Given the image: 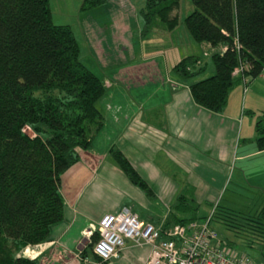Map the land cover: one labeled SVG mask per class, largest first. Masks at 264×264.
Listing matches in <instances>:
<instances>
[{
	"label": "trees",
	"instance_id": "16d2710c",
	"mask_svg": "<svg viewBox=\"0 0 264 264\" xmlns=\"http://www.w3.org/2000/svg\"><path fill=\"white\" fill-rule=\"evenodd\" d=\"M143 1L142 36L158 26L172 32L180 25L179 0ZM191 1L194 12L183 23L194 43L211 47L215 70L190 85L191 96L196 105L220 114L231 90L248 87L247 80L264 70V0ZM106 2L83 0L81 10ZM205 69L203 59L192 55L174 65L173 73L189 80ZM105 91L100 77L83 64L73 29L54 23L50 0H0V264H40L18 254L46 242L51 227L64 218L61 178L104 126L97 104ZM254 129L257 148L264 151V114ZM109 154L135 186L151 192L120 150ZM197 206L180 196L177 212L193 215L175 217L165 227L220 222L264 261V203L246 214L216 206L201 219ZM97 238L94 234L93 243ZM92 249L88 245L81 255Z\"/></svg>",
	"mask_w": 264,
	"mask_h": 264
},
{
	"label": "crops",
	"instance_id": "0c3cea01",
	"mask_svg": "<svg viewBox=\"0 0 264 264\" xmlns=\"http://www.w3.org/2000/svg\"><path fill=\"white\" fill-rule=\"evenodd\" d=\"M136 14L135 26L130 31L124 25L132 20L130 16L114 21L120 26L118 35L123 32L124 43L137 49L136 60L131 58L133 53L128 54L127 47L121 52L128 60H122L121 66L129 65V72L121 71L120 81L111 72L118 66L111 68L115 60L109 58L110 48L103 46L100 36L95 38L97 30L85 33V24L91 25L89 17L78 24L82 37L76 38L81 52L82 42L88 59L98 63L97 68L108 71L104 97L109 99L104 102L105 114L99 110L104 126L90 150L80 152V162L61 178L64 218L51 227L46 242L29 246L22 258L38 260L40 264H102L92 253L84 257L81 254L87 248L83 231L93 228L105 215L128 207L140 221L160 227L172 221L166 214L172 212L171 206L179 203L180 196L193 200L202 209L203 203L211 205L213 199H209L223 190L218 177L225 179L234 168H239L240 175L244 173L242 177L258 169L264 173V151L257 148L254 129L264 114V70L250 88L242 86L241 91L230 92L223 112L207 111L192 99L189 87L196 82L195 78L183 80L173 73L174 65L187 57L174 41L177 28L167 32L158 26L151 32L160 29L161 36L150 38L151 32L142 36L143 22L139 12ZM201 52L199 57L203 56L206 66L203 73L213 75L211 47L201 45ZM208 65L213 69L208 71ZM254 100L260 102L259 107L253 105ZM112 148L127 158L151 189L150 193L135 186L116 165L109 154ZM125 245L117 258L106 264H145L151 247L135 246L129 240Z\"/></svg>",
	"mask_w": 264,
	"mask_h": 264
},
{
	"label": "rangeland",
	"instance_id": "374dc122",
	"mask_svg": "<svg viewBox=\"0 0 264 264\" xmlns=\"http://www.w3.org/2000/svg\"><path fill=\"white\" fill-rule=\"evenodd\" d=\"M179 1H180V6H179V9L177 10V14L179 17L180 25L174 31V34H175L174 41L179 43L178 48H179V51L183 53V56H190V55L200 56L199 54L201 52V45L196 42L194 43L193 40L190 38L189 34H186L185 24L183 23L184 18L194 12L192 1L191 0H179ZM82 2L83 0H50V7H52L51 10H52V18H53L54 23L56 25L70 26V28H72L73 31L75 30L76 37L81 39L80 37H82V35L80 34L78 24L80 21H82V23L85 22L86 17H89L91 21V25L87 26L85 24V33L90 34L92 30L94 32V30L96 29L97 31L95 34V38L100 36L102 38V39L100 38V42L103 43V46L110 48L109 58L112 60H115L114 62H112L111 68L118 66V68H114V69L112 68L111 72L114 75H117V77L121 71L125 73L129 72V69L127 68L129 65L121 66V63L124 60H125L124 62H128L127 56L126 55L124 56V53H121V52H124L125 48L127 47L128 54L130 52L133 53L131 55V58L133 60H136L137 59L136 58L137 49L135 45L128 46L126 43H124L123 41L124 39L122 36L123 32L120 31V34L118 35L119 33L118 28L120 26L119 24L116 25L114 21L115 19L118 21H121L120 19H118L120 16L121 17L130 16L132 20L128 21L124 25L127 26L128 31L132 30V28L135 26L134 20H136V15H137L136 11L139 12V9H141V7L143 6L144 1L143 0H110L109 1L110 5L106 3L105 5L98 6V7H95L94 9L84 10V11L81 10ZM100 22H103V24L101 26H98ZM98 27L101 28L102 30L100 31ZM160 31L161 30L159 29L154 32H151V34H149L150 35L149 37L151 38L152 36H155V37L161 36L163 32L161 33ZM122 42L123 44H120ZM132 42H135V41L132 40ZM81 48L83 49V51L81 52V60L83 64L86 66V68L92 71L97 77L99 76L100 79L104 82L105 87L107 88L108 81H106L105 75H107L108 71L101 70L103 68H100V69L97 68L98 63L96 64L95 61L88 59V54H87L88 52L84 54L85 53L84 50H87V49L85 48V45L82 42H81ZM155 61L159 62L160 59H155ZM134 63L135 62H132V64ZM99 64L103 65L102 60H100ZM208 66H209V68H207L208 71L213 69V66L211 65H208ZM110 74L111 73H108V76H110ZM211 76L212 75H210L209 72L203 73L202 75L201 74L198 75L197 78H195V81L197 82V81L205 80ZM151 77L153 78L154 75ZM200 78L201 80H198ZM117 80H119V77L117 78ZM253 81L254 79L247 80L248 88L251 87ZM242 86H243L242 84L241 86L236 85V87L233 89H239L241 91V88L243 89L244 87ZM105 95L106 93L104 94V96ZM103 97L99 100L97 107H98V110L101 109L102 112L104 111L103 114H105L106 106L104 102L108 100L109 98L108 96L106 98L105 97L103 98ZM253 105H255L256 107H259L260 102L257 100H254ZM239 173H240L239 168H234V170L228 172L225 179L218 177L220 180L219 185L222 186L223 190L217 193L215 197L209 199V201L213 199V202H211L212 203L211 205L203 203V205L201 206L202 209H199L196 213L194 212L197 218L201 219L203 217H208L212 215V213H214V209L216 206L220 208V210L225 211V209H228V210L234 211L235 213L241 212L244 214H246L247 212L255 213L262 207V204L264 203V173L263 171H260V169H258L256 173L252 174L253 176L250 173L248 177L247 176L242 177L244 173L242 175H240ZM256 180L257 181L261 180V181L256 182ZM177 204L178 203L172 204L171 213H168V214L164 213L163 215L166 214V216H169V220L170 218H175V217L187 218L193 215V213L190 214V213L177 212V210L175 209ZM210 227L212 230L217 232L218 238L223 240L225 244L227 241L232 243L231 247L225 246V248H229L233 254L237 256H242L247 260L253 261V263H257V264H259L260 262L264 263V261L261 258L259 250H257L256 248L244 246L243 242L239 240L238 237L232 231L227 229L226 226H224L222 223L214 221V222H211ZM84 240H85L84 242L87 243L86 244L87 246L90 245L89 240L88 238H86V236H84ZM25 250H22V252L18 254V257H21L22 254L26 253ZM90 254L91 253H89V255Z\"/></svg>",
	"mask_w": 264,
	"mask_h": 264
},
{
	"label": "built area",
	"instance_id": "2783aa9c",
	"mask_svg": "<svg viewBox=\"0 0 264 264\" xmlns=\"http://www.w3.org/2000/svg\"><path fill=\"white\" fill-rule=\"evenodd\" d=\"M242 70H235V75ZM209 221L155 227L140 221L138 215L124 207L114 215H105L83 234L93 246L92 255L102 264L117 258L127 240L135 246L151 247L145 264H257L225 248ZM94 234L98 238L93 243Z\"/></svg>",
	"mask_w": 264,
	"mask_h": 264
}]
</instances>
